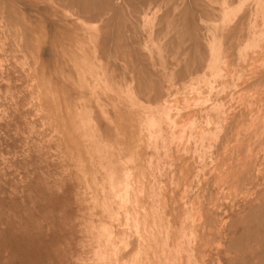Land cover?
Returning <instances> with one entry per match:
<instances>
[{
  "label": "rangeland",
  "instance_id": "374dc122",
  "mask_svg": "<svg viewBox=\"0 0 264 264\" xmlns=\"http://www.w3.org/2000/svg\"><path fill=\"white\" fill-rule=\"evenodd\" d=\"M0 264H264V0H0Z\"/></svg>",
  "mask_w": 264,
  "mask_h": 264
},
{
  "label": "bare ground",
  "instance_id": "6f19581e",
  "mask_svg": "<svg viewBox=\"0 0 264 264\" xmlns=\"http://www.w3.org/2000/svg\"><path fill=\"white\" fill-rule=\"evenodd\" d=\"M252 130V129H251ZM250 130V131H251ZM248 131V130H247ZM263 132V131H262ZM248 133V132H247ZM254 133V132H253ZM245 135V134H244ZM250 139V138H249ZM247 140V139H246ZM247 151H250V150H247ZM247 156L245 155V158H246ZM242 162H244L245 163V161H242ZM254 168V167H253Z\"/></svg>",
  "mask_w": 264,
  "mask_h": 264
},
{
  "label": "crops",
  "instance_id": "0c3cea01",
  "mask_svg": "<svg viewBox=\"0 0 264 264\" xmlns=\"http://www.w3.org/2000/svg\"><path fill=\"white\" fill-rule=\"evenodd\" d=\"M151 163H152V161H151Z\"/></svg>",
  "mask_w": 264,
  "mask_h": 264
}]
</instances>
